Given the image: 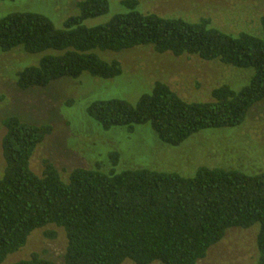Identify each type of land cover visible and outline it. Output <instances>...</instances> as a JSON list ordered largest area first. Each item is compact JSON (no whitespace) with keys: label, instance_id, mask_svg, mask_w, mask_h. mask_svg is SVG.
I'll return each mask as SVG.
<instances>
[{"label":"trees","instance_id":"trees-1","mask_svg":"<svg viewBox=\"0 0 264 264\" xmlns=\"http://www.w3.org/2000/svg\"><path fill=\"white\" fill-rule=\"evenodd\" d=\"M248 1V0H242ZM125 14L103 25L84 23L108 14V0H81L78 14L56 29L35 13H10L0 19V51L20 49L42 55L37 65L17 74L22 91L47 87L82 74L110 80L122 74L118 61L100 54L150 46L157 54L191 56L224 66L251 70L248 85L234 91L222 85L208 102L182 99L156 82L136 105L98 101L87 116L102 129L149 124L158 139L178 147L206 130L241 126L250 109L264 100V16L260 33L231 35L201 19L161 17L138 11L137 0H123ZM4 170L0 179V264L22 249L38 229L63 230L64 264H197L232 229L256 233L257 258L264 264V172L200 167L193 176L148 169L115 171L75 168L63 178L49 161L40 176L31 169L37 147L52 134L49 125L34 126L10 117L2 121ZM54 238L52 233L46 235ZM12 264H55L39 254Z\"/></svg>","mask_w":264,"mask_h":264},{"label":"rangeland","instance_id":"rangeland-1","mask_svg":"<svg viewBox=\"0 0 264 264\" xmlns=\"http://www.w3.org/2000/svg\"><path fill=\"white\" fill-rule=\"evenodd\" d=\"M81 0H0V19L10 13H35L46 17L56 29L78 14ZM108 14L86 21L88 27L106 24L117 14H125L123 0H108ZM138 11L161 17L182 18L194 23L201 19L231 35L260 33L264 0H137ZM42 55H29L20 49L0 51V179L4 170L1 141L6 133L2 121L15 117L21 123L49 125L52 134L37 147L31 169L40 176L49 161L63 178L75 168L111 169L107 159L117 153L115 171L148 169L193 176L200 167L264 172V100L249 110L244 123L233 129L199 132L178 147L162 143L149 124L133 128L102 129L86 109L98 101L122 100L136 105L149 95L156 82L167 85L186 101L208 102L210 92L222 85L239 91L248 85L251 70L235 69L217 61L197 57L157 54L152 47H136L118 53L105 52L106 61H118L122 74L110 80L82 74L77 79L62 78L44 88L26 91L16 86L17 74L37 65ZM232 229L197 264H254L257 258L256 233ZM52 233L54 238L46 235ZM66 237L62 229L49 225L35 230L25 246L9 255L4 264L27 260L39 254L55 264H64ZM123 264H134L125 261Z\"/></svg>","mask_w":264,"mask_h":264}]
</instances>
